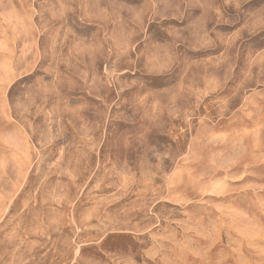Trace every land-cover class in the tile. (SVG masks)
Returning <instances> with one entry per match:
<instances>
[{
  "label": "rangeland",
  "instance_id": "374dc122",
  "mask_svg": "<svg viewBox=\"0 0 264 264\" xmlns=\"http://www.w3.org/2000/svg\"><path fill=\"white\" fill-rule=\"evenodd\" d=\"M0 264H264V0H0Z\"/></svg>",
  "mask_w": 264,
  "mask_h": 264
}]
</instances>
